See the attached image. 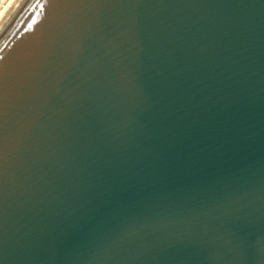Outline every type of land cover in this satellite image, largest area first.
<instances>
[{
  "label": "water",
  "instance_id": "1",
  "mask_svg": "<svg viewBox=\"0 0 264 264\" xmlns=\"http://www.w3.org/2000/svg\"><path fill=\"white\" fill-rule=\"evenodd\" d=\"M0 264H264V0H24Z\"/></svg>",
  "mask_w": 264,
  "mask_h": 264
},
{
  "label": "bare ground",
  "instance_id": "2",
  "mask_svg": "<svg viewBox=\"0 0 264 264\" xmlns=\"http://www.w3.org/2000/svg\"><path fill=\"white\" fill-rule=\"evenodd\" d=\"M24 0H0V32Z\"/></svg>",
  "mask_w": 264,
  "mask_h": 264
}]
</instances>
